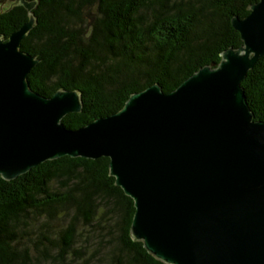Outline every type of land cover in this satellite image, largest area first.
<instances>
[{
	"label": "water",
	"instance_id": "1",
	"mask_svg": "<svg viewBox=\"0 0 264 264\" xmlns=\"http://www.w3.org/2000/svg\"><path fill=\"white\" fill-rule=\"evenodd\" d=\"M0 33V177L11 180L64 155L109 159V175L133 200L130 236L166 264H264V120L241 81L264 55V0L233 16L241 45L220 53L175 89L131 93L116 112L76 129L77 90L51 96L27 76L38 62L21 49L36 17ZM8 2L0 3L1 8Z\"/></svg>",
	"mask_w": 264,
	"mask_h": 264
},
{
	"label": "trees",
	"instance_id": "2",
	"mask_svg": "<svg viewBox=\"0 0 264 264\" xmlns=\"http://www.w3.org/2000/svg\"><path fill=\"white\" fill-rule=\"evenodd\" d=\"M36 22L21 49L38 59L27 76L44 96L77 90L76 129L119 110L131 93L175 89L220 53L241 45L231 18L258 0H31ZM1 8L4 38L27 20L18 0ZM264 120V55L241 81ZM109 159L61 156L14 179L0 177V264H166L130 236L133 200L109 175Z\"/></svg>",
	"mask_w": 264,
	"mask_h": 264
},
{
	"label": "flooded vegetation",
	"instance_id": "3",
	"mask_svg": "<svg viewBox=\"0 0 264 264\" xmlns=\"http://www.w3.org/2000/svg\"><path fill=\"white\" fill-rule=\"evenodd\" d=\"M31 0H23V2H30Z\"/></svg>",
	"mask_w": 264,
	"mask_h": 264
},
{
	"label": "rangeland",
	"instance_id": "4",
	"mask_svg": "<svg viewBox=\"0 0 264 264\" xmlns=\"http://www.w3.org/2000/svg\"><path fill=\"white\" fill-rule=\"evenodd\" d=\"M3 3V2H2Z\"/></svg>",
	"mask_w": 264,
	"mask_h": 264
}]
</instances>
